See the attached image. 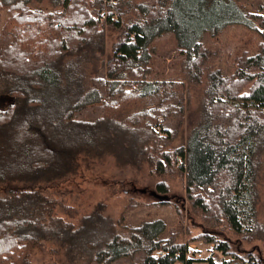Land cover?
<instances>
[{
    "label": "trees",
    "instance_id": "16d2710c",
    "mask_svg": "<svg viewBox=\"0 0 264 264\" xmlns=\"http://www.w3.org/2000/svg\"><path fill=\"white\" fill-rule=\"evenodd\" d=\"M40 1L48 2L53 10L41 8L37 4ZM226 4L230 7H224ZM5 12L11 14L7 16ZM105 24L116 28L120 38L105 75L98 76L102 69L93 66L91 72L90 66L96 58L93 46L103 45L95 37L103 32ZM241 27L255 33L251 35L257 40L260 38L252 51L255 53L243 58L234 73L215 70L208 74L197 124H189L181 82L150 78L151 42L165 34H175L187 58L182 72L198 81L203 75L198 72L206 69L198 62L206 57L202 52L204 36ZM30 45L38 47L36 58L40 61L34 59L36 54ZM11 63L18 73L8 70ZM58 64L60 69L55 71ZM7 77H12L15 84L26 77L34 82L26 83L25 88L20 82L16 87L11 81L7 83ZM0 86L2 93L14 101L8 110L0 112L4 116L12 113L11 119L3 123L35 146V158L42 155L53 161L51 165H61L52 170L74 164L76 170L81 156L83 160L100 159L125 151L126 146L112 142L117 126L108 120L121 121L134 133L149 130L146 144L151 148L144 151L145 141H139V145L135 141V153L143 155L134 157L133 163L147 158L149 164H154L152 176L159 178L168 172H181L186 176L181 181L191 212L209 221L213 230L225 224L237 238V242L229 237L222 239L207 230L190 241L212 245L210 257L189 258L190 244L180 241L187 232L181 199H172L166 180L157 185L155 198L163 206L175 202L178 225L168 229L163 220H155L133 227L125 222L124 215L116 221L104 217L96 208L77 227L54 217L57 202L51 193L47 195L70 186L71 181L65 177L38 181V176L51 169L41 161L44 164H33L35 170L28 175L18 177L27 172L22 171L24 168L15 171L14 178L19 183H4V174H0V264H33L36 251L44 247L40 244L46 242L59 244L64 251L60 260L67 264L80 260H85L82 264H264L263 6L249 13L233 0H215L213 4L208 0H0ZM42 89L55 90L51 93ZM58 89L62 92L54 93ZM98 104L102 116L96 122L77 119ZM50 109L51 117L44 119L50 124L40 125L33 116L30 127L27 123L13 124L28 113H38L41 122L42 115L47 117ZM104 123L109 128H94ZM35 125L39 132L44 126L51 127L45 139L41 140L38 132L37 139H31ZM186 125L192 129L186 143L178 147L176 142ZM88 131L99 134L91 139ZM61 149L68 151L59 153ZM127 156L131 157V153L127 152ZM40 166H46L45 170L39 172ZM43 183L45 188L40 185ZM44 190L47 193L41 194ZM71 211L65 206V212ZM23 214L22 219L13 218ZM88 237L98 242L105 237L108 240L98 249L95 243H87ZM257 242L261 246L245 251V246ZM74 252H84V256L75 258ZM217 255L221 256L219 260Z\"/></svg>",
    "mask_w": 264,
    "mask_h": 264
},
{
    "label": "rangeland",
    "instance_id": "374dc122",
    "mask_svg": "<svg viewBox=\"0 0 264 264\" xmlns=\"http://www.w3.org/2000/svg\"><path fill=\"white\" fill-rule=\"evenodd\" d=\"M210 4H213L215 0H208ZM242 10L245 12H255L258 10L259 6L264 7V0H233ZM194 3L196 1H193ZM40 7L47 11H52L53 9L49 6L48 2H37ZM226 4L224 7H228ZM230 7V6H229ZM228 7V8H229ZM108 5L105 6V14L108 12ZM12 13V11H11ZM11 13H6L7 16ZM128 19V18H127ZM105 22V19H103ZM125 27L126 22H124ZM99 27H102L100 25ZM252 33L245 28H228L220 35L211 36L206 34L203 38V50L206 52V57L199 58L198 62L201 65L206 66L204 72L200 70L198 73L202 75L201 79L198 81L196 79H191L188 75H184L183 63L186 62L187 58L182 53L180 47L178 46V42L175 34L168 33L160 38L154 39L150 44V55H151V66L152 71L150 74V78L157 79L159 81H178L181 82L183 88L180 87V90L184 93L186 97V120L189 124H197V119L199 116V111L203 106V93L205 91V87L209 81V73H212L215 70H226L234 73L239 69L240 61L243 58H246L249 55L254 54L252 52L257 48V43L260 41V38L257 40L256 37H252ZM256 35V34H255ZM120 32L108 25H104L103 32H99V34L95 37V41L102 40L103 45H95L93 46V50H96V58L94 61V65L90 66L91 72H93L94 67H98L102 69L100 75L104 76L105 70L107 67V63L111 60L114 54V47L116 43L119 41ZM32 45H30L31 48ZM21 46L16 48L19 50ZM103 50V53L100 50ZM35 55V60L40 61L36 58L38 55L39 49L37 46L31 48ZM43 61L40 62L39 65H42ZM202 62V63H201ZM198 65V66H200ZM94 66V67H93ZM55 71H59V64L54 66ZM8 70L18 73L17 70L13 68V63L8 65ZM9 76V75H8ZM7 83H13L12 77H7ZM186 79V80H184ZM32 80V81H31ZM11 81V82H10ZM87 81V79H86ZM91 82L92 79L90 78ZM23 85V88L27 87L26 83H32L34 80L32 78H23L20 81ZM17 79V83L15 86L17 87L20 84ZM88 84V85H87ZM85 84L86 87H89V83ZM44 90V89H42ZM55 90V89H53ZM53 90H44V92H53ZM62 92L58 89L54 93ZM43 92V93H44ZM53 93V94H54ZM39 94V93H38ZM37 95V94H36ZM38 96V95H37ZM14 104V101L11 100L9 95L3 94L0 86V112L8 110L11 105ZM50 106H48L49 108ZM101 108L100 104L90 109H86L83 111V115L81 117H77L80 122L83 123H92L96 122L100 119L99 116H102V111L99 110ZM0 113V174H4V183H19L15 180V171H21L22 168L27 171L23 174H18V177L23 175L30 174L31 170H35L33 164L35 163H48L51 169L48 174H41L36 179L38 181H46L45 179L52 178V180H57L58 177H65L69 181H71V185L64 187L62 189H57L56 191H39L41 194L47 193V195L53 196V199L56 200L57 203H54L53 214L56 218H62L63 221L72 223L78 227L81 223V220L87 215H90L94 212L96 208L101 209L102 215L107 218H112L113 220H119L122 215H124L125 222L128 225L133 227L140 226L145 222H151L155 220H163L168 229L178 225L177 221L179 220V216L177 215V211L175 209V202L173 205H159V199L155 198V190L157 191V185L166 180L169 184V188L171 190L170 196L181 199L180 204L182 210V219L185 228H187V232L185 235L181 236L180 241L190 244L189 249L197 250L198 253L203 255V259H208L212 253L213 246L205 244L201 241L191 242V238H196L197 236L207 233V230H213L210 226L209 221H203L200 217L194 215L191 212V208L186 201V193L184 189V185L181 180H186V176H182L181 172L169 173L166 176L159 178L152 176V170L154 164H149L147 158L141 159L139 158L135 163H133L134 157H141L143 153H135L136 150L133 149L136 144L139 145V141L142 142L144 147V151H149L151 148L150 145L146 144V138L148 134H150L149 130L138 131L134 133L131 130H127L123 122L108 120V122H115L114 126L117 127L114 130L116 135L109 134L111 136L112 142H118V145L126 146L125 151H120L118 156H105L100 159L96 158H83L79 159L80 166H78L75 170L76 164L66 165L64 170L56 171L52 169H59L61 165H51L53 163L52 160H48L42 155H39L35 158L33 155V151L35 150V146H31V144L27 143V138L21 134H14L13 130L8 129V124L5 125L4 120L11 119L12 113H8L7 116H4ZM52 111L48 110V116L41 117V121L39 120L38 113H28L26 116L19 117L16 121L13 122L14 125L27 123L30 127L31 116L32 119H37L40 125H47L51 122L44 119L51 117ZM15 116V115H14ZM43 118V119H42ZM13 119V118H12ZM122 119V118H121ZM7 122V121H6ZM107 123V122H106ZM100 124L95 126L94 128H109L108 125ZM37 125H35L32 129L33 137L31 139L36 138L38 132L41 140L45 139V136H48V131L51 127L44 126L41 128V131H38ZM120 128V129H119ZM23 129V128H20ZM191 127L186 125L183 133H181L180 138L176 142V146L180 147L184 145L187 141L188 134L191 131ZM101 130V129H100ZM109 131V129H108ZM85 132V131H82ZM91 133V139L94 138V135L99 134L93 131H88ZM29 133V132H28ZM27 134V132H26ZM89 137V136H88ZM83 138V136L81 137ZM30 139V140H31ZM87 139V136L85 137ZM111 142V141H107ZM104 144V143H102ZM105 145H110L106 143ZM141 145V146H142ZM80 146V145H77ZM76 146V147H77ZM100 146V145H99ZM149 148V149H148ZM67 149L59 150V153H66ZM127 152L131 153V157L127 156ZM28 158V159H27ZM107 158V159H106ZM43 161V162H41ZM43 163V164H44ZM180 164V163H179ZM42 165V164H41ZM51 165V166H50ZM44 167L40 166L39 172L44 171ZM35 182V181H33ZM23 183V182H21ZM42 183V182H41ZM56 185L57 183L54 182ZM43 188H45V184H40ZM62 187V185H60ZM65 188H69L73 190V192L65 191ZM144 190V191H143ZM65 192L64 194L62 193ZM59 192V193H58ZM58 193V194H57ZM70 196H66L69 194ZM55 194V195H52ZM263 200H264V188H263ZM264 204V202H263ZM65 206L71 208L73 211L65 212ZM67 210V209H66ZM264 213V210H263ZM23 215L13 216V218L22 219ZM4 217V216H3ZM7 221V219L5 218ZM212 232L215 236L224 238H232L235 242H237L236 235L228 230L225 224H221L217 227V229ZM98 237L104 235H97ZM105 237L102 241H97L94 237H88L87 243H95L98 245V249L103 247V241L108 240ZM57 242L58 241H53ZM43 243L40 244L44 246L41 249L36 251V254L32 258L33 264H57V260L61 264L65 263V260L62 259L64 251L60 248L59 244L56 243ZM261 246V243H253L251 245L245 246V251L251 250L255 245ZM69 248H72L69 244ZM54 250L56 252H54ZM73 257H83L84 252H74ZM219 260L221 258L220 255L216 256ZM85 260L77 261L74 264H82ZM69 264V263H68ZM73 264V263H70ZM196 264H208L206 262L196 263Z\"/></svg>",
    "mask_w": 264,
    "mask_h": 264
},
{
    "label": "bare ground",
    "instance_id": "6f19581e",
    "mask_svg": "<svg viewBox=\"0 0 264 264\" xmlns=\"http://www.w3.org/2000/svg\"><path fill=\"white\" fill-rule=\"evenodd\" d=\"M193 251L195 252L194 255L190 256V252ZM198 254H201V253H198L197 250H192L191 248L189 249V253H188V257L191 258V259H203V258H199L197 257Z\"/></svg>",
    "mask_w": 264,
    "mask_h": 264
},
{
    "label": "built area",
    "instance_id": "2783aa9c",
    "mask_svg": "<svg viewBox=\"0 0 264 264\" xmlns=\"http://www.w3.org/2000/svg\"><path fill=\"white\" fill-rule=\"evenodd\" d=\"M194 254H195V252H193V251L190 252V256H192V255H194ZM197 257H199V258H203V255H202V254H198Z\"/></svg>",
    "mask_w": 264,
    "mask_h": 264
},
{
    "label": "water",
    "instance_id": "95a60500",
    "mask_svg": "<svg viewBox=\"0 0 264 264\" xmlns=\"http://www.w3.org/2000/svg\"><path fill=\"white\" fill-rule=\"evenodd\" d=\"M144 191V190H143Z\"/></svg>",
    "mask_w": 264,
    "mask_h": 264
}]
</instances>
